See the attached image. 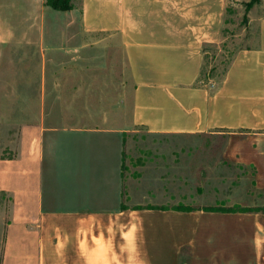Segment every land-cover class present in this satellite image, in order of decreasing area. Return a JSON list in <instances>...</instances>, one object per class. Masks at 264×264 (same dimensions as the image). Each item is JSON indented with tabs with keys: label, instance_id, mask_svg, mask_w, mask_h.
<instances>
[{
	"label": "crops",
	"instance_id": "obj_1",
	"mask_svg": "<svg viewBox=\"0 0 264 264\" xmlns=\"http://www.w3.org/2000/svg\"><path fill=\"white\" fill-rule=\"evenodd\" d=\"M229 1L79 0L51 13L69 20L53 41L18 29L21 48L47 53L19 62L39 72L18 82L63 105L45 102L0 160L12 204L1 264H264V17L218 85L201 78ZM184 186L187 212L174 209ZM224 203L248 209L204 211Z\"/></svg>",
	"mask_w": 264,
	"mask_h": 264
},
{
	"label": "rangeland",
	"instance_id": "obj_2",
	"mask_svg": "<svg viewBox=\"0 0 264 264\" xmlns=\"http://www.w3.org/2000/svg\"><path fill=\"white\" fill-rule=\"evenodd\" d=\"M249 2V1H248ZM244 0H231L228 2L226 8L225 21V37L227 39L219 44L209 45L204 49V65L202 67V80L208 82L209 77L213 78L217 85L222 81L223 76L233 59L234 55L239 49L245 47H252L257 39V22L264 17V0L256 7V5L247 10ZM73 7H78L79 0H71ZM39 11L31 7V4L24 0H0V30L3 28L15 29L14 36L0 35V160L11 159L15 156L17 151L19 131L22 125L34 122L41 113V106L45 102L52 107H61L63 100L59 99H40L38 97L31 98L32 92L37 94L41 90L38 83H20L18 76L25 73V70H36L39 68H29L18 65L25 57L29 59H42L47 56L46 51H41L37 46V40H34L31 47L27 49L21 48L20 43L17 42L18 29L20 28H43L45 41L56 39V32L54 29L62 27L69 23L66 17L60 15H51L56 13L52 10L42 13V6L39 4ZM45 7V5H44ZM52 13V14H53ZM26 17L24 18V16ZM38 47V49H37ZM62 43H56V48H61ZM55 56L62 59L61 51H58ZM39 72V71H38ZM37 73V72H35ZM34 73V74H35ZM37 73L36 75H38ZM58 85V84H56ZM43 103V105H42ZM152 137L143 134L136 135V140H148ZM185 139L204 140V137H188ZM222 139V137L218 138ZM141 148V147H140ZM190 150V147H185L184 150ZM207 156L214 155L219 151L220 147L213 146L207 148ZM185 166L188 164L184 163ZM228 172V171H227ZM231 173V172H229ZM233 173V172H232ZM239 174V172H238ZM190 174L184 172V184H189ZM187 186H184L183 200L178 206L187 207L185 204L189 203ZM11 198L0 191V264L2 261L4 234L6 225L10 219L11 213ZM224 204H219L217 208L226 209H248L241 208L239 205L224 207ZM190 208V207H189ZM210 208V207H207ZM182 256H185L183 253ZM184 264V262H182Z\"/></svg>",
	"mask_w": 264,
	"mask_h": 264
},
{
	"label": "trees",
	"instance_id": "obj_3",
	"mask_svg": "<svg viewBox=\"0 0 264 264\" xmlns=\"http://www.w3.org/2000/svg\"><path fill=\"white\" fill-rule=\"evenodd\" d=\"M71 0H45V6L48 7L52 11L65 12L72 9ZM261 3V0H250L247 4V10L252 9L255 5ZM202 76V73H201ZM177 211L187 212L191 211L189 207L177 206L174 208ZM204 211L208 212H238V211H246V209H226V208H217L210 207L204 208Z\"/></svg>",
	"mask_w": 264,
	"mask_h": 264
}]
</instances>
